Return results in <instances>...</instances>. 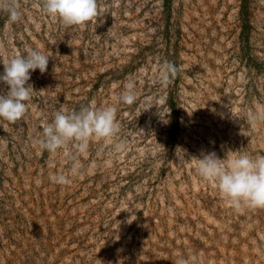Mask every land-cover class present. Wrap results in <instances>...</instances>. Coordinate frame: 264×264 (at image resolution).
Listing matches in <instances>:
<instances>
[{
	"label": "rangeland",
	"instance_id": "rangeland-1",
	"mask_svg": "<svg viewBox=\"0 0 264 264\" xmlns=\"http://www.w3.org/2000/svg\"><path fill=\"white\" fill-rule=\"evenodd\" d=\"M19 2L11 27L0 12V74L28 48L49 61L24 117L0 118V264H264V207L230 206L188 159L264 155V0H97L72 26ZM129 80L136 101L116 104ZM112 104L120 130L90 138L79 175L62 150L41 153L56 111Z\"/></svg>",
	"mask_w": 264,
	"mask_h": 264
},
{
	"label": "clouds",
	"instance_id": "clouds-1",
	"mask_svg": "<svg viewBox=\"0 0 264 264\" xmlns=\"http://www.w3.org/2000/svg\"><path fill=\"white\" fill-rule=\"evenodd\" d=\"M42 7L48 15L58 17L67 26L84 25L100 15L97 0H43ZM0 12L7 13L9 27L23 16L19 0H0ZM48 61L49 56L44 52L28 48L26 54L14 55L3 64L0 82L8 86V91L0 94V118L15 123L24 117L26 101L30 100L33 90L27 84L31 72L37 69L41 73L45 72ZM176 74V65L165 61L158 73L160 84L167 87ZM136 99V84L132 80L127 82L124 91L115 98L116 104L123 102L128 105H132ZM116 104L102 108L86 106L79 111H56L52 122L44 127L42 137L36 141L41 153L45 150L51 153L62 150L64 158L72 162L71 176L79 175L82 166L77 154L87 150L90 138L110 141L118 134L120 124L116 118ZM250 119L256 121L260 117L250 114ZM182 153L184 157V150ZM188 159L196 161L199 176L215 184L230 206L237 210L243 205L264 207V155L229 150L223 158L215 152H208ZM51 179L60 184L70 182L69 176L62 173L53 175ZM178 264L189 262L181 258Z\"/></svg>",
	"mask_w": 264,
	"mask_h": 264
}]
</instances>
